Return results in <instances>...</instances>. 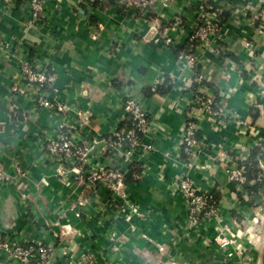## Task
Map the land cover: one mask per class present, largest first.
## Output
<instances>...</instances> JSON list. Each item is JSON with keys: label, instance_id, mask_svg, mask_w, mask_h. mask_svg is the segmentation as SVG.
I'll return each mask as SVG.
<instances>
[{"label": "crops", "instance_id": "0c3cea01", "mask_svg": "<svg viewBox=\"0 0 264 264\" xmlns=\"http://www.w3.org/2000/svg\"><path fill=\"white\" fill-rule=\"evenodd\" d=\"M43 2L34 18L30 0H0V233L53 245L50 264H264V185L241 190L225 168L264 144V0H170L146 15L120 0ZM202 2L223 22L194 68L176 47L189 48ZM26 60L53 76L43 91L23 75ZM40 93L55 108L40 105ZM130 93L154 123L143 136L151 147L134 155L140 179L124 185L137 206L121 207L117 194L60 174L46 145L65 124L94 144L95 163L132 176L133 163L108 146L125 126ZM197 96L219 101L230 117H212ZM196 114L204 150L190 157L182 133ZM183 175L220 199L200 229L190 228L186 197L174 188ZM96 213L105 220L91 219Z\"/></svg>", "mask_w": 264, "mask_h": 264}, {"label": "built area", "instance_id": "2783aa9c", "mask_svg": "<svg viewBox=\"0 0 264 264\" xmlns=\"http://www.w3.org/2000/svg\"><path fill=\"white\" fill-rule=\"evenodd\" d=\"M31 9L34 18L42 16L44 9L43 0H30ZM121 6L140 11L142 14H151L154 12L158 3L168 4L170 0H120ZM258 18L260 21V31L264 33V6L259 9ZM221 17L218 12L206 10V3L200 4V19L197 25L190 33L191 44L189 48L183 49L179 58L188 65L196 67L198 59V49L210 41V36H219L221 31ZM23 75L29 83L38 87V92L43 91L47 85L53 80V76L45 67H38L31 61H24L21 64ZM196 72V71H195ZM198 72L196 77L202 79L203 74ZM40 105L48 108H55L53 100L40 93L38 97ZM197 105L210 113L212 117L220 119L222 117L229 118L231 111H227L220 102L214 99H204L203 96H197ZM125 116L124 122L128 117L132 118L131 126L118 127L113 135L108 138L109 151L120 154L128 163H134V155L136 151L151 147L144 142L143 137L140 138L138 133L144 134L151 130L154 123L148 110L143 106L138 96L129 94L124 104ZM201 115L189 116L182 133V147L184 153L190 157L203 152L202 139L198 132V120ZM225 121V120H224ZM78 132L73 128H67L65 124H59L57 135L50 139L46 145V149L50 155L58 161V163H72L73 170H77L79 177L84 181H88L96 189H107L117 194L118 200L129 196L121 193L125 185V172L117 167H106L95 163L92 159L94 144H83L78 140ZM257 151L255 157H247L245 160L231 161L226 165V171L232 182L244 190L249 184L260 183L264 185V144ZM60 156V158H59ZM75 168V169H74ZM255 168H258L255 171ZM174 188L181 192L187 200L188 222L192 229H200L199 227L206 221L211 220L218 214V205L212 202L213 191L201 190L190 175H183L174 183ZM121 194V195H120ZM126 200V199H123ZM124 204H121V207ZM120 207V206H119ZM227 241H224V245ZM54 251V246L41 241L24 242L14 240L9 236L0 233V264H4V258L8 262L18 264H50V259Z\"/></svg>", "mask_w": 264, "mask_h": 264}, {"label": "trees", "instance_id": "16d2710c", "mask_svg": "<svg viewBox=\"0 0 264 264\" xmlns=\"http://www.w3.org/2000/svg\"><path fill=\"white\" fill-rule=\"evenodd\" d=\"M220 17H222V15L220 14ZM223 22V21H222ZM176 50H177V54L179 55L180 54V52H181V50H182V47H176ZM171 84L170 85H168L167 87H164V86H160V87H158V88H156L155 90H152V89H148V90H146V93L148 94V95H153V94H155V93H165V92H167V91H169L170 90V88H171ZM219 102V101H218ZM221 104V103H220ZM132 118H130V117H128L127 118V120L124 122V125H126L127 127H129V126H131V124H132ZM138 136L140 137V138H142L143 137V133H141V132H139L138 133ZM257 152V151H256ZM256 152H254L252 155H251V157H255V155H256ZM131 170H132V176H124V182L126 183V182H131V181H136V180H138V179H140V175H141V173H142V170H143V167H142V165L140 166V164L139 163H137V162H134L132 165H131ZM258 170V168H255V171H257ZM254 187H257L256 185L254 186ZM213 198H212V202L213 203H216L217 205L219 204V201H220V199H219V196L217 195V193L214 191L213 192V196H212Z\"/></svg>", "mask_w": 264, "mask_h": 264}, {"label": "rangeland", "instance_id": "374dc122", "mask_svg": "<svg viewBox=\"0 0 264 264\" xmlns=\"http://www.w3.org/2000/svg\"><path fill=\"white\" fill-rule=\"evenodd\" d=\"M59 158H60V156H59ZM72 166H73V164L72 163H68V162H64V163H62V165L60 166V168H59V173L60 174H64V173H67V172H72L74 175H75V177L76 178H80L79 177V173L77 172V170L75 169V170H73V168H72ZM80 179H82V178H80ZM81 181V180H80ZM83 181V180H82ZM88 183V182H87ZM91 185V187H93L92 186V184H90ZM93 189H96L95 187H93ZM95 191H99V189H96ZM121 193H126L127 195H129L127 192H126V190L124 189V187L122 188V190H121ZM121 195V194H120ZM125 198H123V199H126V200H121L120 199V201L121 202H119V204H124V206H126V207H134V206H137V202L131 197V196H124ZM76 202V201H75ZM106 205H109V203H105ZM104 204V205H105ZM112 204V203H111ZM116 205H118V202H117V204ZM128 215H130V214H128ZM124 216V215H123ZM127 216V215H126ZM90 217H91V219H93V220H95V221H97V222H102V221H104L105 220V218H103V216L102 215H98L97 213L94 215H90ZM124 218H126V217H124ZM117 219V218H116ZM70 231L67 229V230H65V234L66 233H69ZM38 241H41L43 244L45 243L43 240H38ZM79 248V247H78ZM92 261H93V259L94 258H90ZM68 264V263H67ZM92 264V263H91ZM93 264H97V263H93Z\"/></svg>", "mask_w": 264, "mask_h": 264}]
</instances>
